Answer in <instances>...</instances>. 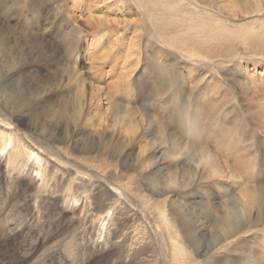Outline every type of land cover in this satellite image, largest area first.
Here are the masks:
<instances>
[{"label": "rangeland", "instance_id": "obj_1", "mask_svg": "<svg viewBox=\"0 0 264 264\" xmlns=\"http://www.w3.org/2000/svg\"><path fill=\"white\" fill-rule=\"evenodd\" d=\"M80 1L84 0L78 2ZM94 1L96 0H90L91 3ZM181 1L187 12L198 16L200 23L211 27L218 25L219 28L215 30L221 33L232 34L235 38L240 35L251 38L264 33V0ZM87 2L89 4V0ZM128 2L129 6L126 1L116 3L112 0L103 3L106 6L100 3L93 4L91 8L83 5L75 12L68 9L70 0H60L59 5L54 4L47 17L55 15L56 18L61 16V19H65L73 12V25L77 24L85 31L75 51L79 53L78 63H74L75 53L59 51L60 60L56 65L51 66L45 62L34 64L29 68L28 76L34 78L33 69L37 66L43 67L39 73L49 75L57 69H71L75 65L82 73L86 94L102 87V94H107L113 104H108V99L102 101L100 116L104 118L105 123L99 126V121H95L97 130L107 127L111 134L117 135L119 127L114 122V115L123 108L134 111L135 121L126 123L122 128L123 132L132 127V134L136 138L131 155L133 163L129 167L118 166V157L111 158L96 153L77 156L88 157L96 165L109 164L110 170L107 173L114 176H104L103 173L80 166L73 158H69L60 150H54L52 145H46L41 137L34 134L32 116H24L21 121L10 118L0 103V120L9 123L10 129L25 134L26 138L36 139L38 144H35L42 149H50L52 154L49 158L58 160V164L55 163L58 166L56 169L61 170L62 166L68 165L72 171L79 170L86 177L95 173L93 181L89 183L106 185L111 190L108 203L114 204L116 213L114 220L109 223L111 238L106 245L105 237H98L99 231L93 230L92 226L96 223L100 225L106 219L96 218L100 217L95 210L96 198L101 189L94 190L88 200L82 198V195L78 199L77 183L66 186L55 169L49 187L44 189L32 167L25 168L22 172H12L6 154H0V264H118V257L123 251L121 256L124 259L121 264H152L148 263L152 259V252L156 258L153 264H174L171 256L176 253L175 249L179 244L187 247L185 249L188 254L191 253L189 261L180 264H200L204 259L196 256L188 245L189 241L184 233L186 225L181 220L180 210H170L172 204L193 212L194 209L188 206V202H195L198 206L204 204L209 209V214L219 217L225 204L235 203L241 208L238 211H245L243 215L249 216H245L243 228L238 236L221 241L204 257L205 259L213 255V260L222 264V257L228 256L226 259L240 264H264V200L260 206L255 207L242 204L246 202L248 193L244 191L245 188L257 187L264 190V176L258 177L256 173L264 168V164H261L264 163V129L256 124L259 117L264 119V108L261 114L256 111L247 112L248 106H254L255 103H246L245 99L250 98V93L244 91L247 77L258 79L259 76H264V52H259L257 45H252L246 40L239 42V57L236 55L237 59L234 61L223 63L220 58L204 63L195 55L182 56L173 47L156 38L157 31L152 27V23L157 14L141 11L131 0ZM2 6L0 1V17L3 16L6 20L8 12L6 13ZM89 10L98 20L100 18L118 23L97 31L87 28L85 18ZM7 22H10L7 23L8 26L21 31L15 21ZM69 27L46 37L55 45L63 34L68 32ZM24 33H27L26 30H23L22 34ZM58 47L59 45L53 46V49ZM111 47H114L112 51ZM259 53H263V58L259 57ZM63 65L66 67H62ZM163 67L173 68V84L168 94L151 102L152 95L162 94L153 87L157 81L151 70L159 72ZM8 68L7 63L0 65V82L6 80ZM111 68L113 70L110 72ZM128 72H131L129 76ZM261 83L256 80L253 86L264 95ZM63 95L68 96L65 93ZM189 97L196 111V123L188 121V113L179 124H175L174 115L180 110H173L172 107H177L176 101ZM41 104L38 107L46 108L45 103ZM40 107L35 108V114L43 113ZM108 113H111V117ZM143 115L155 120L151 128L141 122ZM44 118L53 120L51 115L49 117L45 114ZM1 125L5 126L3 123ZM134 128L136 133H133ZM158 136L159 143L162 144L160 153L166 158L150 172L149 161L160 155H155V150H149L150 144L157 141ZM146 142L149 144L147 150L139 154V148L144 147ZM172 142L183 147L180 154L187 155L189 159L182 158L183 156L180 160L176 157L168 158L166 154ZM191 142L198 143L197 146L215 156L221 166L226 163L234 172L225 174L222 179L212 178L209 167L200 166L196 175V180L199 181L193 186L196 189L193 188L189 193L181 189L173 194L150 193L146 186V174H151L152 177L160 176L161 180L176 172L181 176L185 175V171L191 174L193 160L196 161L198 151L190 148L195 145ZM242 148L246 150L242 152ZM72 151L70 154L75 155ZM246 157H249L248 160ZM237 159H240V162ZM69 176L74 178L76 172H70ZM90 179L88 177L87 181ZM116 180L120 184L116 185ZM196 191L201 192V196L190 202L188 196ZM137 195H142L147 200L145 206L136 200ZM259 195L264 198V192ZM160 207L171 214L169 223L173 226L172 231L177 230L181 234L177 246H174L175 242L165 239L164 241L157 233V225L160 224L156 222L154 215ZM204 225L207 230H214L211 225ZM140 233L143 235L140 236ZM151 241L155 248H149ZM75 253L76 256H73Z\"/></svg>", "mask_w": 264, "mask_h": 264}, {"label": "bare ground", "instance_id": "obj_2", "mask_svg": "<svg viewBox=\"0 0 264 264\" xmlns=\"http://www.w3.org/2000/svg\"><path fill=\"white\" fill-rule=\"evenodd\" d=\"M0 1L3 3L2 7L5 9L4 11L6 13L8 12V19L4 20L3 16L0 17V65L7 63L9 67L6 70V72H8L6 80L0 82V103L3 106V110H5L10 118L14 117L20 121L24 116H32L31 124L33 123V126H35L34 134L41 137L46 145H52L55 148L54 150H60L66 156H69V158H73L80 166L90 168L95 172L98 171L103 173L104 176H114L107 173L110 170L109 164L96 165L92 159L88 157L77 156L81 154H87L89 156L92 153H96L100 156L105 155L107 157L110 156L111 158L118 157V166H122L123 168L129 167L133 163L131 155L133 152V143L136 138L135 135L132 134V127L123 132L122 128L126 123L135 121L136 117L133 116L134 111L129 110L130 108H123L122 111H119L114 115V122L119 127V133L117 135L111 134L107 127H101L100 130L95 129V121H99V126H102L105 123L104 118H101L100 116V105H102V101L108 99L107 103L111 104V100L107 94H102V87L98 88L97 91L90 90L87 95L84 86V79L81 75L82 73L75 68L79 57V53H75V51H77L80 39L83 37L85 31L82 30L81 26L77 24L73 25L72 20L75 17L72 15L73 12L83 5L90 6L91 8L93 4L100 3L103 6H106L103 3H109L110 0H96L92 3L89 0V4L87 0L82 2H78L79 0H70V6L68 9L73 12H71L72 14L69 13V16L65 19L64 17L61 19V16L58 17L57 15L58 18H56L55 15L49 17L46 16L52 10L54 4L59 5L60 0ZM123 1H126L128 6L130 5L128 0H112V2L116 3H121ZM131 1L141 11L157 14V17H155L152 23V27L157 31L155 33L156 38L163 44L171 48L173 47L174 50L180 55L182 54V56L183 54L187 56L195 55L198 56V59H202L204 63H210V61L220 58H222L223 63L225 61L230 62L237 59L235 57L236 55L239 57L237 51L239 42L242 43L246 40L252 45H257L259 52H264V33L261 35L257 34L251 38H244L245 36L243 35L235 38L232 34L221 33L215 30L216 28H219L218 25L211 27L206 23H200L198 16L196 17L195 14L185 10L181 0ZM88 14L85 18V21L87 22V25L85 24V26L87 28L90 27V29H94L95 31L102 27L118 23L115 21L102 20L100 18L99 21L95 16H92L91 10L88 11ZM165 18L170 19L164 20ZM7 21H15L14 23L21 28V31L8 26ZM8 24H10V22ZM128 24H130V22ZM67 27L70 29L67 33L63 34L57 44L54 45L51 43L49 35L53 36ZM23 30H26L27 33L22 34ZM56 45H59V47L53 49V46ZM113 48L114 47H111L110 50L112 51ZM59 51L63 53H75V65L73 68L57 69L48 75L41 72L39 73V71L43 70V67L37 66L33 69V72H35L34 78L28 76L30 73L28 70L34 64L45 62L49 63L51 66L56 65L60 60ZM258 55L263 58V53H259ZM189 60L192 61V59ZM62 67H66V65H63ZM112 70L113 68H111L110 72ZM151 72L156 76L155 81H157L153 87L162 92V94L157 93L152 95L151 102H154L161 98L162 95L168 94L174 81V70L172 67L169 69L163 67L159 72L154 71V69L151 70ZM130 73L131 72H128L127 76H129ZM121 74L122 73H120L119 76H121ZM256 80L260 83L262 82L260 86L264 87V76H259L258 79H249L247 77L244 83V91L250 93V98L248 100L245 99V101L249 104L253 102L255 103L254 106H248L247 112L256 111L258 114H261V111L264 108V95L260 94L257 89H254L253 82ZM64 93L68 94V96L63 95ZM63 96L65 98H63ZM209 96L211 97L212 95L210 94ZM41 103H45L46 108L43 109L39 106L43 113L35 114V108L39 109L38 105ZM175 103H177V107H172V109L180 110V112L177 111L178 113L174 115L173 121L175 124H179L184 116H188V113H190L188 121L196 123L194 120L196 117L194 112L196 111H194V108L191 105L190 97L183 98ZM112 108H114V106ZM45 114L49 115V117L51 115L53 120L49 119V121L44 118ZM108 114L111 117V113ZM143 118L141 122H145L147 128H151V126L154 125L155 120H150L146 115H143ZM257 121L258 123L256 124L259 128L264 129L263 117H259ZM1 123L5 126H2ZM9 126V123L0 120V154H6L7 162L9 163L12 172H22L25 168L32 167V169L35 170V174L37 175L41 186L46 189L49 187L48 185L51 178L54 177L53 169H55L57 170V174L62 178V183L66 184V186L74 182L77 183L79 190L78 199H80L82 195V198L88 200L89 195L94 190L101 189L100 195L96 198L97 204L95 212L100 215V217L96 216L97 220L102 219V217H105L106 219L104 223L102 222L100 225H97L96 223V225L92 226L94 228L93 230L99 231L97 233L99 235L98 237H105L104 243L107 245L108 240L111 238V232L109 230L111 224L109 225V223L114 220L116 215L113 207L114 204L108 203L109 193H112L111 190L106 185L100 186L98 184L94 185V183H89L93 181L95 173L86 177L85 175H82V172L79 170L72 171L68 165H66L67 167L62 166L63 169L61 170L56 169L58 166H56L55 163L58 164V160L49 158V155L52 154L50 149H42L39 145L37 146L35 144V142L38 144L36 139L26 138L25 134L20 133L15 129H10ZM133 133H136L135 128ZM162 137L163 136L161 135V138ZM156 140L157 141L150 144L149 149L155 150V155L160 153L162 148V144L159 143L160 136H158ZM191 143H195V145H192L190 148L193 147L194 150H198L197 156L195 157L196 161L193 160V171L191 170V174L185 171V175L181 176L176 172L167 175V177H163L164 180H161L160 176L152 177L151 174H146V186L150 193L155 195L173 194L180 189L181 191L183 190L186 191V193H189L190 190L194 188V183L199 181L198 179L196 180V175L199 172L198 170L200 166L203 168L209 167L211 172L209 174L212 178L218 177L222 179L225 177V174H231L234 172L232 168L228 167L224 162V165L222 164L221 166L218 159L215 156L208 154L203 148L198 147V143ZM147 146H149L148 142H146L144 147H140L139 154H141V151L144 153L147 150ZM182 148L179 147L178 144L175 145L172 142L166 156L168 158L176 157L179 160L182 156V158L189 159L187 155L180 154ZM244 150L246 149L242 148L241 151L243 152ZM71 151L76 154H70ZM165 158L166 157H162V153H160L156 159L149 161L148 168L150 172L156 169L160 161L165 160ZM240 159H242V157ZM240 159H237V161L239 160L240 162ZM70 172H76V176L72 179L71 176H69ZM256 173H258V177L264 176V168L258 170ZM88 177L91 178L90 181H87ZM118 184H120V182L116 180V185ZM65 191L67 190L65 189ZM244 191H247L248 193H246V202H243V205H251V207L261 205L264 198L259 194L264 192V190L253 187L250 189L245 188ZM257 193H259V196ZM200 196L201 192L196 191L191 193V195L188 196V199L190 202H194V200L198 199ZM136 200L142 206H145L147 201L142 195H137ZM199 205L200 206L195 202H188V206L194 209L193 212L187 211L185 207L180 208L172 204L170 210H180L181 220L186 225L184 233L189 241L188 245L193 249L196 256L204 259L200 264H218V262L214 261L215 259L213 260V255L208 256L207 259L204 257L208 255L210 251L214 250L221 241L238 236V233L243 228L242 224L245 216L247 218L249 216L247 214L243 215L246 213L245 211H238L241 210V208L236 206L235 203L225 204L220 217L209 214V209H207L204 204ZM262 213L261 210V215ZM169 217H171V214H168V210L165 208L160 207L157 210L154 215V219L160 224L157 225V228L159 229L157 233L161 239L175 242L174 246H177L179 243L178 238L181 234L177 232V230L172 231L173 226L169 223ZM204 223L211 225L214 230H207ZM137 235H139V233ZM142 235L143 234L140 236ZM149 235L148 237L151 238ZM149 243V248L152 249V246L155 248L152 241ZM179 245L175 249L176 253H172L171 256L174 260V264L185 263L190 259L189 256L191 253L188 254L185 249L187 247L182 244ZM123 252H121L118 257L120 259L118 264H121L124 259L122 258ZM73 256H76V253ZM227 257L228 256L222 257V264H240L234 260L226 259ZM149 262L152 264L156 262L154 252H152V259L149 260L148 263ZM190 264L195 263L190 262Z\"/></svg>", "mask_w": 264, "mask_h": 264}]
</instances>
